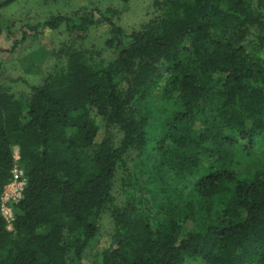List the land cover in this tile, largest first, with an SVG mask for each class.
<instances>
[{"label": "trees", "instance_id": "trees-1", "mask_svg": "<svg viewBox=\"0 0 264 264\" xmlns=\"http://www.w3.org/2000/svg\"><path fill=\"white\" fill-rule=\"evenodd\" d=\"M152 4L131 32L84 8L12 37L71 44L28 94L0 92V264H82L105 215L99 264H264V0ZM101 26L108 57L74 48Z\"/></svg>", "mask_w": 264, "mask_h": 264}, {"label": "rangeland", "instance_id": "rangeland-1", "mask_svg": "<svg viewBox=\"0 0 264 264\" xmlns=\"http://www.w3.org/2000/svg\"><path fill=\"white\" fill-rule=\"evenodd\" d=\"M152 2L153 0H128L126 3L124 0H17L1 9L0 62L3 75L0 92L6 91L14 95L28 94L27 84H42L44 77L56 63L57 53L65 46L70 47L71 43L64 27L42 36L32 35L26 42L15 47L12 37L15 35L19 37L20 29L24 25L46 21L53 15H69L79 9L104 10L112 7L122 11L116 20L120 26L131 32L140 29L153 17L155 9ZM109 37L107 27L101 26L93 29L88 37L75 44L74 48L90 52L93 58L100 59L102 58L100 55L108 57ZM18 154V148H14V156ZM117 192L123 195L118 188ZM111 232V218L105 215L102 219L100 235L86 250L82 264H99L100 253L108 247Z\"/></svg>", "mask_w": 264, "mask_h": 264}, {"label": "built area", "instance_id": "built-area-1", "mask_svg": "<svg viewBox=\"0 0 264 264\" xmlns=\"http://www.w3.org/2000/svg\"><path fill=\"white\" fill-rule=\"evenodd\" d=\"M15 165L12 171V179L4 188L1 197V210L11 230L15 219L14 208L22 198L27 179L24 170L20 167V155L14 156Z\"/></svg>", "mask_w": 264, "mask_h": 264}]
</instances>
